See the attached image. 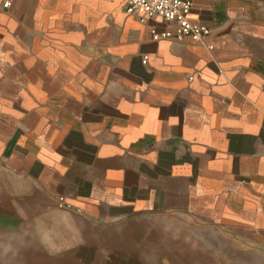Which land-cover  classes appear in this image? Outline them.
<instances>
[{
	"label": "crops",
	"instance_id": "obj_1",
	"mask_svg": "<svg viewBox=\"0 0 264 264\" xmlns=\"http://www.w3.org/2000/svg\"><path fill=\"white\" fill-rule=\"evenodd\" d=\"M189 1L200 44L0 0V217L35 264H264V0Z\"/></svg>",
	"mask_w": 264,
	"mask_h": 264
},
{
	"label": "built area",
	"instance_id": "obj_2",
	"mask_svg": "<svg viewBox=\"0 0 264 264\" xmlns=\"http://www.w3.org/2000/svg\"><path fill=\"white\" fill-rule=\"evenodd\" d=\"M9 5L4 4V8ZM191 10L192 4L189 0H127V14L138 15L144 19L158 17L169 24L162 33L153 35L155 42L202 43L210 35V30L190 22ZM147 62L148 58L145 57L143 64L146 65Z\"/></svg>",
	"mask_w": 264,
	"mask_h": 264
},
{
	"label": "rangeland",
	"instance_id": "obj_3",
	"mask_svg": "<svg viewBox=\"0 0 264 264\" xmlns=\"http://www.w3.org/2000/svg\"><path fill=\"white\" fill-rule=\"evenodd\" d=\"M3 222L0 217V264H35L32 232L16 229L11 220L8 226Z\"/></svg>",
	"mask_w": 264,
	"mask_h": 264
}]
</instances>
